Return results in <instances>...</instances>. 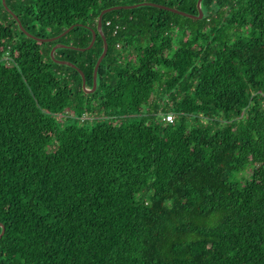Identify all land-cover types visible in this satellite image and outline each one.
Returning a JSON list of instances; mask_svg holds the SVG:
<instances>
[{
	"label": "trees",
	"instance_id": "obj_1",
	"mask_svg": "<svg viewBox=\"0 0 264 264\" xmlns=\"http://www.w3.org/2000/svg\"><path fill=\"white\" fill-rule=\"evenodd\" d=\"M143 1L199 15L6 0L75 26L0 16V264H264V0L106 12L93 91L53 60ZM103 49L54 56L92 88Z\"/></svg>",
	"mask_w": 264,
	"mask_h": 264
},
{
	"label": "water",
	"instance_id": "obj_2",
	"mask_svg": "<svg viewBox=\"0 0 264 264\" xmlns=\"http://www.w3.org/2000/svg\"><path fill=\"white\" fill-rule=\"evenodd\" d=\"M202 1L203 0H198V2H197V6H198V9H199V15H195V14H192V13H188L186 11H183V10H180L178 8L171 7V6H167V5H163V4H158V3H155V2H149V1H143V2L136 3V4H128V5H116V6H112V7L106 8L99 15L97 29L91 28L92 33H93V37H92V40H91L90 44L87 47H75L73 45H67V44H64V43H57V44H55L53 46V48L51 50V56L53 57V60H55V62H57L59 64H66V65H69V66H72V67L76 68L80 72V74L82 75V78H83V87L87 91H93L97 87V75H98L99 66H100L101 61L103 60V58L105 57V55H106V53L108 51V43H107V40H106V38H105V36L103 34V31H102V18H103V15L106 12L111 11V10H114V9H119V8H122V7H124V8H134V7H138V6H142V5H154V6H158V7L164 8V9H168V10L177 12L179 14H182V15H185V16H188V17H192V18H202L203 17ZM3 4L6 7V9L16 18V20L18 21L21 29L23 31H25L27 33V35H29L32 38H35L36 40H39V41L49 42V41L57 40L60 37H62L63 35H65L66 33H68L75 26V25L70 26L69 28H67L66 30H64L62 33H60V34H58L56 36H52V37H40V36H36V35L30 33L27 29H25L23 27V24H22L21 20L19 19L18 15L7 5L6 0H3ZM97 31L100 34H102V36L104 38V49H103V52L100 55V57L98 58L97 63L95 65L93 87L92 88H88L86 86V76H85L84 71L82 69H80L75 63H73L71 61L55 58L54 54H55V51L58 48H61V47H71V48H77V49H80V50H85L87 48H91L93 46L96 38H97ZM0 226L2 227V231L0 233V239H1V237L3 236V234L5 232V225L2 224V223H0Z\"/></svg>",
	"mask_w": 264,
	"mask_h": 264
},
{
	"label": "rangeland",
	"instance_id": "obj_3",
	"mask_svg": "<svg viewBox=\"0 0 264 264\" xmlns=\"http://www.w3.org/2000/svg\"><path fill=\"white\" fill-rule=\"evenodd\" d=\"M126 1L127 2H130L131 0H126ZM3 7H4L3 2H2V0H0V16L3 15ZM38 29H39V26L36 27V30L35 31H38ZM44 34L50 35V34H52V30L45 29ZM47 37H49V36H47Z\"/></svg>",
	"mask_w": 264,
	"mask_h": 264
},
{
	"label": "built area",
	"instance_id": "obj_4",
	"mask_svg": "<svg viewBox=\"0 0 264 264\" xmlns=\"http://www.w3.org/2000/svg\"><path fill=\"white\" fill-rule=\"evenodd\" d=\"M165 118H166V120L172 122L175 119V115H174V113L169 112L168 114L165 115Z\"/></svg>",
	"mask_w": 264,
	"mask_h": 264
}]
</instances>
